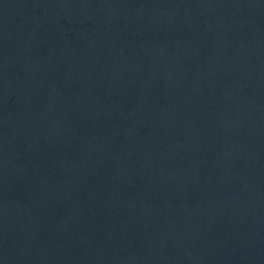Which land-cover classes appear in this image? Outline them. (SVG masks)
Returning <instances> with one entry per match:
<instances>
[{
    "label": "water",
    "instance_id": "95a60500",
    "mask_svg": "<svg viewBox=\"0 0 264 264\" xmlns=\"http://www.w3.org/2000/svg\"><path fill=\"white\" fill-rule=\"evenodd\" d=\"M0 264H264V0H0Z\"/></svg>",
    "mask_w": 264,
    "mask_h": 264
}]
</instances>
